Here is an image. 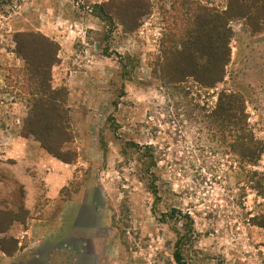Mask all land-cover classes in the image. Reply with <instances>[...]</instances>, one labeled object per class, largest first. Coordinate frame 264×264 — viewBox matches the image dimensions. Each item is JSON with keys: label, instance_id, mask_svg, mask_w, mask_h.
Segmentation results:
<instances>
[{"label": "rangeland", "instance_id": "374dc122", "mask_svg": "<svg viewBox=\"0 0 264 264\" xmlns=\"http://www.w3.org/2000/svg\"><path fill=\"white\" fill-rule=\"evenodd\" d=\"M107 1L0 0V122L12 109L25 137L31 102L21 85L34 65L66 96L73 137L63 149L73 160L66 195L82 204L63 248L69 262L177 264L179 251L185 264H264V187L256 184L264 154L246 162L207 123L222 91L239 94L250 131L264 143L263 16L229 21L225 78L204 89L166 78L165 52L175 46L162 9L171 11L172 1L149 0L134 32L98 7ZM196 1L219 13L228 5ZM0 188L10 192L0 211L25 223L19 185Z\"/></svg>", "mask_w": 264, "mask_h": 264}, {"label": "trees", "instance_id": "16d2710c", "mask_svg": "<svg viewBox=\"0 0 264 264\" xmlns=\"http://www.w3.org/2000/svg\"><path fill=\"white\" fill-rule=\"evenodd\" d=\"M166 1V0H161ZM171 11L163 10V18L168 22L172 33L170 43L175 48L166 50V78L169 74L180 77L181 84L192 79L204 89H214L223 82L226 69L231 61L229 21L250 19L254 16L264 18V0H227V9L223 13L202 6L196 0H170ZM100 9L105 10L109 19L118 21L127 32H134L143 13H150L149 0H108ZM103 12V11H102ZM106 17V16H105ZM18 43V42H17ZM20 55H23V43H20ZM60 51L57 45V51ZM54 64V62H52ZM32 66L23 76L22 91L31 102L30 117L24 130V136H33L53 157L72 164L73 160L64 156L63 149L72 142V132L68 119V108L64 91L53 89L41 79L40 66ZM175 78V79H176ZM207 123L215 136L226 137L229 149L242 152L246 162L255 164L264 154V143L255 139L248 124L245 102L239 94L222 91L217 98L215 108L207 115ZM148 159L155 163L154 153ZM156 164V163H155ZM262 180L257 181L263 188ZM261 183V184H260ZM264 189V188H263ZM153 192L157 188L153 186ZM14 222L22 220L9 212L0 211V234H5ZM264 227V218L259 224ZM18 248V241L0 240V250L12 255ZM177 264H185L180 252L175 253Z\"/></svg>", "mask_w": 264, "mask_h": 264}, {"label": "crops", "instance_id": "0c3cea01", "mask_svg": "<svg viewBox=\"0 0 264 264\" xmlns=\"http://www.w3.org/2000/svg\"><path fill=\"white\" fill-rule=\"evenodd\" d=\"M13 114L12 109L5 112L0 122V186L7 180L19 185L28 217L25 223L15 222L7 235L0 234V240L8 236L18 241L12 255L0 250V264H73L63 248L82 204L66 195L71 165L50 155L35 139L22 137L21 118ZM9 193L0 188V197Z\"/></svg>", "mask_w": 264, "mask_h": 264}]
</instances>
